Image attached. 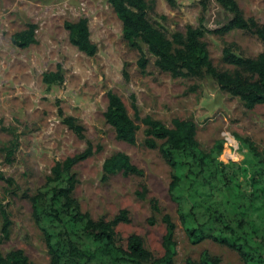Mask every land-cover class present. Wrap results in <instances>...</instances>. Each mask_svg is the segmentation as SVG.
<instances>
[{"label": "rangeland", "instance_id": "rangeland-1", "mask_svg": "<svg viewBox=\"0 0 264 264\" xmlns=\"http://www.w3.org/2000/svg\"><path fill=\"white\" fill-rule=\"evenodd\" d=\"M147 1L150 21L168 35L176 29L184 30L188 23L212 28L230 15L215 0ZM238 2L245 15L264 19V0ZM79 16L87 17L90 37L97 44L94 54L85 53L69 39L64 20ZM27 21L36 23V41L27 46L15 45L10 35ZM204 38L212 61L220 67L230 66L221 60L225 41L235 40L239 50L249 55L262 47L260 38L240 28L224 33L206 31ZM140 43L147 56L144 67L138 62L141 50L123 38L121 20L108 0H0V171L12 175L20 185L18 193H13L0 177V199L12 220L9 236L0 243L2 251L21 247L38 264H50L42 232L31 215L30 201L20 195L21 190L34 191L55 160L82 149L89 139L94 147L100 144L101 148L76 164L74 195L93 217H110L122 207L128 209L129 220L115 226L116 239L137 232L148 248L160 254L165 230L161 214L153 212L148 201L135 193L139 176L121 172L102 176L103 159L122 149L144 169L149 193L156 195L162 209L175 219L174 264H185L187 257L198 259L205 249L218 257L219 264H256L211 238L199 242L188 239L176 203L168 193L171 168L158 147L145 144L141 116L149 114L167 125H172L173 116L190 117L196 123L202 148L208 149L216 138L223 137L219 157L241 161L246 147L240 146L237 134L248 136L264 150V103L246 106L208 73L171 75L157 66L155 55ZM57 62L63 67V79L48 84L43 72L54 69ZM108 88L119 93L139 124L134 142L117 137L114 127L104 118ZM57 103L65 113L83 122L85 138L61 120ZM5 127L18 134L11 160L5 156L4 146L11 138ZM150 216L156 221L151 223ZM260 232L254 236L253 245L264 256V228Z\"/></svg>", "mask_w": 264, "mask_h": 264}, {"label": "trees", "instance_id": "trees-1", "mask_svg": "<svg viewBox=\"0 0 264 264\" xmlns=\"http://www.w3.org/2000/svg\"><path fill=\"white\" fill-rule=\"evenodd\" d=\"M108 1L121 20L123 38L141 50L138 62L142 67L147 56L140 42L155 55L157 66L171 75L208 73L220 87L238 95L246 106L264 103V19L245 15L238 0H215L230 12L222 24L209 28L203 23H188L184 30L176 29L170 35L150 21L147 0ZM64 26L70 41L79 49L87 54L97 51L87 17L65 19ZM237 28L255 34L261 39L262 47L249 55L239 50L235 40L225 41L221 60L230 66L220 67L212 61L204 35L206 31L224 33ZM35 29L36 23L27 21L11 33L12 43L27 46L35 42ZM62 79L60 62L54 69L43 72V80L48 84ZM106 96L105 120L114 127L117 137L134 142L139 124L129 114L119 93L108 88ZM134 108L137 112L136 104ZM57 112L76 135L85 138V125L76 115L65 113L58 103ZM141 120L145 125V144L158 147L171 168L168 193L176 203L188 239L199 242L211 238L236 249L248 262L264 264V256L253 245L254 236L264 228V150L248 136L237 134L240 146L246 147L244 157L241 161H225L219 157L224 138H216L208 149L202 148L196 136V123L190 117L173 116L172 125L149 114L141 116ZM5 128L11 134L4 146L5 156L11 160L18 146V134L11 127ZM100 148V144L94 147L86 139L82 149L55 160L43 183L34 191L21 190L20 195L30 201L31 215L42 232L50 264H174L175 219L162 209L158 197L149 193L144 169L128 152L118 149L107 155L102 162V176L121 172L140 177L136 195L146 199L151 210L161 214L164 223L162 252L155 254L137 232H130L121 240L115 238V226L129 220L127 208H120L110 217H93L81 207L74 195L78 182L75 166ZM0 177L10 191L18 193L20 185L12 175L0 171ZM148 220L153 223L156 218L150 216ZM11 222L10 212L0 199V243L9 236ZM0 264L38 263L23 248L11 247L6 251L0 249ZM185 264H219V259L205 249L198 259L187 257Z\"/></svg>", "mask_w": 264, "mask_h": 264}]
</instances>
